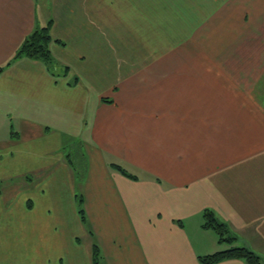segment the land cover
Instances as JSON below:
<instances>
[{
  "label": "crops",
  "instance_id": "obj_1",
  "mask_svg": "<svg viewBox=\"0 0 264 264\" xmlns=\"http://www.w3.org/2000/svg\"><path fill=\"white\" fill-rule=\"evenodd\" d=\"M172 14L175 54L125 60L159 49ZM232 14L256 15L217 26ZM47 23L54 73L4 66ZM0 66V243L17 264H92L93 243L100 264H200L227 248L204 210L264 260V0H0Z\"/></svg>",
  "mask_w": 264,
  "mask_h": 264
},
{
  "label": "trees",
  "instance_id": "obj_2",
  "mask_svg": "<svg viewBox=\"0 0 264 264\" xmlns=\"http://www.w3.org/2000/svg\"><path fill=\"white\" fill-rule=\"evenodd\" d=\"M50 23L45 26L34 27L31 33L24 38L20 46L15 51L13 57L4 65H9L12 61L19 58H29L31 60H37L42 62L47 66V69L54 73L55 60L53 59L48 45L51 42V37L49 33ZM4 66H0V72ZM111 167L122 174H126L119 166L112 164ZM133 178V177H131ZM79 214L81 221H85L84 212L82 209V198L81 196L77 199ZM203 224L202 228L210 229L217 235V241L219 244H229L231 247L216 251L214 253L198 256V261L200 264H215L220 261L229 259H238L245 262V264H264V260L248 249L245 246H236L234 243L236 238L230 232L226 224L219 221L216 216L210 210H204L202 213ZM91 258L93 264H99L101 260V252L97 244L93 243L91 247Z\"/></svg>",
  "mask_w": 264,
  "mask_h": 264
},
{
  "label": "rangeland",
  "instance_id": "obj_3",
  "mask_svg": "<svg viewBox=\"0 0 264 264\" xmlns=\"http://www.w3.org/2000/svg\"><path fill=\"white\" fill-rule=\"evenodd\" d=\"M43 3L44 2L39 3V6H42ZM168 8H172L173 10H176V8H177L176 7V3L175 2H170V4H168ZM153 9L154 10H153L152 14H160L161 13V11L159 12V10L156 9L154 6H153ZM137 15H139V14H137ZM175 15L176 14H174V15L172 14L171 16H169L170 17V19H168L169 25H168V28L165 29V30L169 31V33L166 36V38H165V36H163L161 34L160 42H159V44H157V46H160L159 49H156V46L154 44L156 39H155V37L152 36V38L150 37L151 38L150 39V43L152 44V49H150V50H144V51L138 50L139 49L138 46H135L134 43L129 44L130 45V49H129V45H125L124 46L125 50L122 51V54L124 55L125 60H128V61H131V60L132 61H134V60L147 61L148 58H149V54H151V57L154 58V57H156V54L158 55L160 52H165V51L170 53V54L171 53L175 54L176 52H173L174 50H176V47H174L176 45V44H174L175 43L174 40H176L177 37L180 40L182 38H184V37L186 38V34H183V32L185 31L186 27H185V25H184V27L181 26V23H179L180 19L178 17L176 18ZM179 15H181V14H179ZM189 15L190 14H183V17L187 20L188 23H189V17H190ZM207 15L208 14H200V15H198V23L197 24L200 25V23L205 22L208 18H204V17H206ZM244 15H245V17H244ZM255 15L256 14H232V17L230 19L226 17L225 25L223 23V24H220V25H217V26L225 27V26L231 25L232 22L233 23H238L239 21L242 22L243 24L245 23L246 26H249V25L252 24V20L255 18ZM136 23H137V25L140 24V21H139L138 18L136 19ZM186 26H188V25H186ZM140 36L141 35H138V33H137L136 39L139 40ZM144 38H145L146 43H147L148 37L144 36ZM188 49H189V45L188 44H185L183 46V48H182V50L184 52H186ZM160 50H164V51H160ZM70 149L71 148L68 147L67 153L70 154V155L72 154L70 157L72 158V160H74L73 152H71ZM80 158H83V157L80 156L79 159ZM79 159H77V160H79ZM74 161H76V159ZM73 165H74L75 170L78 173H81V172H83L86 163L84 162L83 164H80V163L77 162V163H73ZM229 230L233 234V236L236 238V241H235L234 244L236 246H239V245H237L238 237L235 235V233L230 228H229ZM215 236H216V241H217V239H218L217 235L215 234ZM8 242L11 244V247L9 249H2L1 243H0V263L1 264H17L15 262L16 259H14L15 256L17 255V252H16L15 249H13V247L14 246L17 247L18 242H16L14 239H9ZM221 246H223V247L226 246L227 248L231 247L229 244H222ZM91 261H92V258H91ZM100 261H99V264H100ZM92 264H93V262H92Z\"/></svg>",
  "mask_w": 264,
  "mask_h": 264
}]
</instances>
